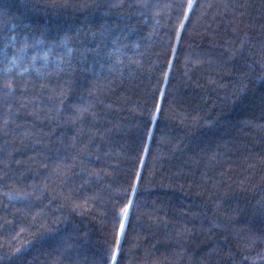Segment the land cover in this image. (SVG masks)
I'll list each match as a JSON object with an SVG mask.
<instances>
[{
  "label": "trees",
  "instance_id": "16d2710c",
  "mask_svg": "<svg viewBox=\"0 0 264 264\" xmlns=\"http://www.w3.org/2000/svg\"><path fill=\"white\" fill-rule=\"evenodd\" d=\"M191 4L0 0V264H264V0Z\"/></svg>",
  "mask_w": 264,
  "mask_h": 264
},
{
  "label": "snow or ice",
  "instance_id": "6c2138e0",
  "mask_svg": "<svg viewBox=\"0 0 264 264\" xmlns=\"http://www.w3.org/2000/svg\"><path fill=\"white\" fill-rule=\"evenodd\" d=\"M189 7H192V4H191V0H189ZM153 119H154V117H153ZM127 208H125V209H123V212L126 214L127 213ZM117 243H119V238H118V240H117ZM111 260L112 261H115L116 260V253H115V251L112 253V255H111Z\"/></svg>",
  "mask_w": 264,
  "mask_h": 264
}]
</instances>
